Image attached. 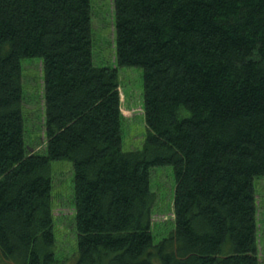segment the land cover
I'll list each match as a JSON object with an SVG mask.
<instances>
[{
    "label": "trees",
    "instance_id": "obj_1",
    "mask_svg": "<svg viewBox=\"0 0 264 264\" xmlns=\"http://www.w3.org/2000/svg\"><path fill=\"white\" fill-rule=\"evenodd\" d=\"M118 67L144 70L146 138L124 150L91 0H0V264H58L53 160L73 162L76 264H260L264 0H112ZM43 63L48 154L25 141L24 58ZM175 174L158 242L152 168Z\"/></svg>",
    "mask_w": 264,
    "mask_h": 264
},
{
    "label": "rangeland",
    "instance_id": "obj_2",
    "mask_svg": "<svg viewBox=\"0 0 264 264\" xmlns=\"http://www.w3.org/2000/svg\"><path fill=\"white\" fill-rule=\"evenodd\" d=\"M92 5V60L95 68L116 72L119 92L118 137L120 148L134 150L143 148L146 138L144 113V70L138 67H118L115 48L114 5L112 0H91ZM25 82L23 83L25 141L29 150L48 154L50 136L49 118L46 116V96L43 63L38 57L24 58ZM52 207L55 218L56 258L58 264H76L78 256L77 229L75 228L73 162L53 160ZM151 189L156 193L153 210V234L158 242L164 231L172 227L174 220V195L176 179L173 168H152ZM258 199V256L264 264V177L254 181Z\"/></svg>",
    "mask_w": 264,
    "mask_h": 264
}]
</instances>
